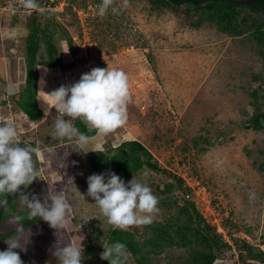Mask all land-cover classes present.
<instances>
[{"label": "rangeland", "instance_id": "374dc122", "mask_svg": "<svg viewBox=\"0 0 264 264\" xmlns=\"http://www.w3.org/2000/svg\"><path fill=\"white\" fill-rule=\"evenodd\" d=\"M56 2L58 12L39 10L46 16L38 17L49 24L60 64L37 67L45 113L41 120L32 121L14 101L25 87L31 10L23 7V0H0L2 117L18 122L25 142L41 149L40 178L24 193L44 198L49 191L63 190L73 205L66 229L30 232L31 259L26 264H58L53 255L57 244L74 235H83V248L91 241L99 248L88 257L91 264L105 261L103 242L116 226L107 222L94 198L87 195V177L105 171L87 164L85 153L73 150L71 140L56 137L57 109L52 106L46 112L48 102L55 103L49 95L52 91L97 66L123 69L129 77L131 100L127 123L110 133H97L91 149L106 150L127 140L143 143L163 168L184 178L191 194L187 198V190L177 188L162 193L172 179L148 170L147 182L160 208L151 224L177 215L185 200L194 202L206 222L222 226V236L231 245L218 253L217 264H249L239 260L235 240H246L264 251V129L247 126L256 108H264V84L255 80L263 73L264 60L252 34L231 36L208 22L194 27L195 12L188 13L183 6L157 9L151 0H112L104 16L98 14L102 0ZM244 11L264 23V12ZM126 230L136 233L137 239L151 233L145 225ZM152 256V264H186L190 249L171 247ZM82 264H88L87 259ZM124 264H135L129 254Z\"/></svg>", "mask_w": 264, "mask_h": 264}, {"label": "clouds", "instance_id": "9594fccd", "mask_svg": "<svg viewBox=\"0 0 264 264\" xmlns=\"http://www.w3.org/2000/svg\"><path fill=\"white\" fill-rule=\"evenodd\" d=\"M111 4L112 0H102L98 14L106 15ZM23 7L37 10L39 0H23ZM111 11L115 13L117 9L112 7ZM49 95L55 103L48 102L46 112H50L52 106L57 109L54 135L71 140L73 150L81 153L94 151L90 147L94 137L81 132L74 121L86 122L98 134L110 133L128 121L131 93L129 77L123 69L93 67L76 82L61 85ZM65 115L69 118L65 119ZM0 122H3L0 123V204L5 202L3 197L19 193L18 203L30 218H42L58 232L66 229L73 205L65 191H49L42 200L37 194L30 197L21 190V186L27 187L40 178L42 162L38 158L41 149L25 142L18 122L8 119H0ZM140 175L138 179L135 174L127 183L114 171L93 173L87 177V195L94 198V204L98 205L108 223L126 229L154 221L160 211L159 198L147 182L149 171L145 169ZM23 220L20 215L9 219V223L15 225V231L7 236L8 247L0 249V264H24L20 252L16 251L18 248L26 251L30 240L31 233L25 231ZM83 239V235H74L72 240L58 243L53 252L58 264H82ZM103 246L102 258L108 259L110 264H123L127 255L124 243L103 242Z\"/></svg>", "mask_w": 264, "mask_h": 264}, {"label": "trees", "instance_id": "16d2710c", "mask_svg": "<svg viewBox=\"0 0 264 264\" xmlns=\"http://www.w3.org/2000/svg\"><path fill=\"white\" fill-rule=\"evenodd\" d=\"M157 9L186 7L188 13L195 12L197 20L192 25L199 27L208 22L215 25L219 31L231 36H242L248 32L252 34L259 47V54L264 60V23L255 17H251L244 9L251 13L260 14L264 11V0H252L248 3H237L229 0H151ZM40 8L47 3L39 2ZM31 10L27 27L29 33L26 38V80L24 89L16 96L14 101L18 108L32 121H39L44 117L43 110L38 104L39 76L38 66L56 67L60 64V55L53 38L49 33V24L42 23L38 15L42 12ZM71 41V40H70ZM45 47L44 53L41 51ZM255 80H260L264 84V69L262 75L255 76ZM256 95V92H255ZM76 127L90 137L97 135L96 129H90L86 122L74 121ZM247 126L253 130L264 129V108L257 107L251 118L247 120ZM35 146V143L32 144ZM195 145H199L196 141ZM84 159L93 169L108 171L113 169L125 182L133 178L140 171L145 169L166 174L172 182L164 184L162 193L172 192L175 188L184 189L185 195L189 188L185 186L184 178L163 168L154 158L152 152L138 140H127L118 146H111L105 150H94L85 153ZM23 192L25 186H21ZM19 193L10 194L2 199L5 205L0 207V249H6L7 236L15 231V225L9 223V219L14 215L24 217L23 223L26 232L40 229L52 232L54 229L49 222L42 218H30L27 212L18 203ZM42 200L43 198L40 197ZM185 204L180 206L179 213L166 222H156L147 224L145 228L150 229V235L142 239L136 238V233L124 228H112L106 234V244L122 242L126 245V252L135 264H152L153 256L160 255L166 248L179 247L189 248L190 257L186 264H216L219 259L218 253L231 245L224 240L221 233L216 232V227L206 222L203 215L196 208L194 202L185 200ZM239 251V260L248 261L249 264H264V251L247 242L246 240H235ZM31 240L26 245V251L16 249L20 252L24 264L30 261ZM29 249V252H28ZM99 251L96 244L91 241L84 248V258L91 264L88 257ZM125 258L123 260L124 264ZM103 264H110L105 259Z\"/></svg>", "mask_w": 264, "mask_h": 264}, {"label": "built area", "instance_id": "2783aa9c", "mask_svg": "<svg viewBox=\"0 0 264 264\" xmlns=\"http://www.w3.org/2000/svg\"><path fill=\"white\" fill-rule=\"evenodd\" d=\"M56 1H59V0H56ZM55 0H50V2L48 3L47 2V4L44 6V7H42V8H40L39 10H41V11H43V10H50V11H55V12H58L59 10H58V5H57V2H56ZM63 2L62 3H60V5L59 6H61V8H59L60 9V11L62 12V10H63ZM3 100H5V98L4 99H1L0 100V119H7L6 117H2V112H1V104H2V101ZM7 105H9L10 106V103L8 102V104ZM1 123V122H0ZM191 196V194L190 193H188L187 194V198H189ZM216 227H217V232L218 233H221V234H224L225 232H224V229L222 228V226L218 223V224H216ZM227 241V240H226ZM219 261V259L216 261V264H217V262Z\"/></svg>", "mask_w": 264, "mask_h": 264}, {"label": "crops", "instance_id": "0c3cea01", "mask_svg": "<svg viewBox=\"0 0 264 264\" xmlns=\"http://www.w3.org/2000/svg\"><path fill=\"white\" fill-rule=\"evenodd\" d=\"M38 74H39V73H38ZM37 99H38L39 107H40L41 109H43V108H42V105H41V100H40V90L38 91ZM4 107H6V106H4ZM21 113H22V112H21ZM44 113H45V112H44ZM7 115H8V114H7ZM7 115H6V116H7ZM9 115H10V114H9ZM9 115H8V116H9ZM11 117H12V116H11ZM7 118H8V117H7Z\"/></svg>", "mask_w": 264, "mask_h": 264}, {"label": "water", "instance_id": "95a60500", "mask_svg": "<svg viewBox=\"0 0 264 264\" xmlns=\"http://www.w3.org/2000/svg\"><path fill=\"white\" fill-rule=\"evenodd\" d=\"M229 1L237 2V3H248L252 0H229Z\"/></svg>", "mask_w": 264, "mask_h": 264}, {"label": "flooded vegetation", "instance_id": "af4514ba", "mask_svg": "<svg viewBox=\"0 0 264 264\" xmlns=\"http://www.w3.org/2000/svg\"><path fill=\"white\" fill-rule=\"evenodd\" d=\"M262 12H264V11H262Z\"/></svg>", "mask_w": 264, "mask_h": 264}]
</instances>
